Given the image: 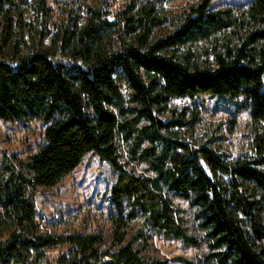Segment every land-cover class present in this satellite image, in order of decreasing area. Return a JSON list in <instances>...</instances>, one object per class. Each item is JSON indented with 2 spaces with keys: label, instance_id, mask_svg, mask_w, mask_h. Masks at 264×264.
<instances>
[{
  "label": "trees",
  "instance_id": "obj_1",
  "mask_svg": "<svg viewBox=\"0 0 264 264\" xmlns=\"http://www.w3.org/2000/svg\"><path fill=\"white\" fill-rule=\"evenodd\" d=\"M213 1L0 0V121L46 126L26 159L2 158L0 264H169L155 235L205 249L185 264H264V0ZM207 95L249 114L246 154L196 136L179 102ZM91 152L115 173L110 233L44 232L36 193Z\"/></svg>",
  "mask_w": 264,
  "mask_h": 264
},
{
  "label": "rangeland",
  "instance_id": "obj_2",
  "mask_svg": "<svg viewBox=\"0 0 264 264\" xmlns=\"http://www.w3.org/2000/svg\"><path fill=\"white\" fill-rule=\"evenodd\" d=\"M124 1L116 0L115 7H119ZM196 1L165 0V3L167 8L179 10ZM250 1L214 0L212 8L240 7ZM179 103L199 111L201 122L196 129L198 139L207 140L212 136L219 138L217 144L233 157L250 150L249 114H237L236 104L232 101L207 95L197 98L194 104L190 101ZM45 128L43 122L36 119L26 122L0 121V164L4 155L26 159L43 142ZM142 170L143 167L139 169ZM114 181L115 173L110 165L102 162L93 152L88 153L61 183L52 188H39L36 193L37 218L42 230L55 236L94 232L109 234V216L114 210L110 190ZM172 199L191 232L196 233L194 209L182 199L174 196ZM153 243L155 254L160 259L169 260V264H185L181 258L196 262L205 251L204 248L187 247L181 241L163 235H155ZM66 247L49 251L48 259L53 261Z\"/></svg>",
  "mask_w": 264,
  "mask_h": 264
},
{
  "label": "built area",
  "instance_id": "obj_3",
  "mask_svg": "<svg viewBox=\"0 0 264 264\" xmlns=\"http://www.w3.org/2000/svg\"><path fill=\"white\" fill-rule=\"evenodd\" d=\"M186 100H181V102H185Z\"/></svg>",
  "mask_w": 264,
  "mask_h": 264
}]
</instances>
